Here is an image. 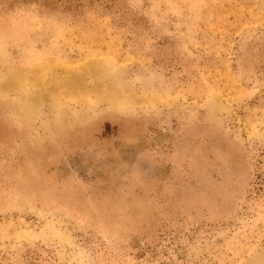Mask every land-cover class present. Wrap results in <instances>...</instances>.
I'll return each mask as SVG.
<instances>
[{
    "label": "rangeland",
    "instance_id": "1",
    "mask_svg": "<svg viewBox=\"0 0 264 264\" xmlns=\"http://www.w3.org/2000/svg\"><path fill=\"white\" fill-rule=\"evenodd\" d=\"M0 264H264V0H0Z\"/></svg>",
    "mask_w": 264,
    "mask_h": 264
}]
</instances>
